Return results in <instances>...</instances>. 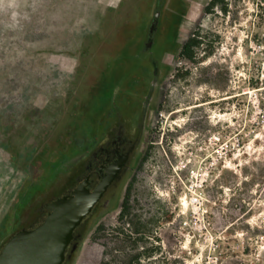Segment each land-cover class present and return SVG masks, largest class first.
<instances>
[{
  "label": "rangeland",
  "instance_id": "rangeland-1",
  "mask_svg": "<svg viewBox=\"0 0 264 264\" xmlns=\"http://www.w3.org/2000/svg\"><path fill=\"white\" fill-rule=\"evenodd\" d=\"M210 1L0 0V251L121 135L62 264H264V0Z\"/></svg>",
  "mask_w": 264,
  "mask_h": 264
},
{
  "label": "water",
  "instance_id": "water-1",
  "mask_svg": "<svg viewBox=\"0 0 264 264\" xmlns=\"http://www.w3.org/2000/svg\"><path fill=\"white\" fill-rule=\"evenodd\" d=\"M114 172L91 190L81 182L69 194L46 204L49 212L36 227L13 234L0 251V264H62L74 230L102 198Z\"/></svg>",
  "mask_w": 264,
  "mask_h": 264
},
{
  "label": "flooded vegetation",
  "instance_id": "flooded-vegetation-1",
  "mask_svg": "<svg viewBox=\"0 0 264 264\" xmlns=\"http://www.w3.org/2000/svg\"><path fill=\"white\" fill-rule=\"evenodd\" d=\"M136 140L137 136L134 139L124 140L120 135L117 136L116 139H114L113 144L110 145L108 148H101L100 151L95 155L97 161L96 167L88 171L84 177L88 178V187L93 188L101 180L111 175L114 170H116L115 176L112 182L110 183V185H112L114 181H116V179L120 176L121 172L124 170V167L135 148V144L137 142ZM110 185L108 186V188L110 187ZM75 237L76 235L74 233L73 239L66 248V257L63 263L68 258L69 249L73 242L76 240Z\"/></svg>",
  "mask_w": 264,
  "mask_h": 264
},
{
  "label": "trees",
  "instance_id": "trees-1",
  "mask_svg": "<svg viewBox=\"0 0 264 264\" xmlns=\"http://www.w3.org/2000/svg\"><path fill=\"white\" fill-rule=\"evenodd\" d=\"M216 2H218V0H211L209 4H215ZM198 38H196V34L195 32H193V34L191 36H189V38L184 42L183 46H182V50H181V55L184 58L187 59H192L193 58V47L196 46V44H198ZM127 199V197H126ZM127 202V200H126ZM124 206H125V200H124Z\"/></svg>",
  "mask_w": 264,
  "mask_h": 264
},
{
  "label": "built area",
  "instance_id": "built-area-1",
  "mask_svg": "<svg viewBox=\"0 0 264 264\" xmlns=\"http://www.w3.org/2000/svg\"><path fill=\"white\" fill-rule=\"evenodd\" d=\"M186 189L191 193L190 199L195 202V203H200L201 202V190L199 191L200 188H203V184L200 183L198 184L195 181H191L188 184H185Z\"/></svg>",
  "mask_w": 264,
  "mask_h": 264
}]
</instances>
